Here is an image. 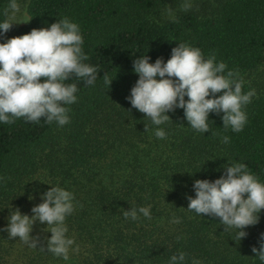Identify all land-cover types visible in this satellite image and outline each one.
<instances>
[{
    "label": "trees",
    "instance_id": "obj_1",
    "mask_svg": "<svg viewBox=\"0 0 264 264\" xmlns=\"http://www.w3.org/2000/svg\"><path fill=\"white\" fill-rule=\"evenodd\" d=\"M8 2L0 0V20ZM185 2L28 1L32 18L8 38L67 17L80 26L85 63L99 72L93 86L74 76L66 81L78 88L68 124L23 118L0 124V229L14 209L31 215L48 184L59 185L75 197L65 223L79 251H70L68 261L48 252L51 233L37 221L30 233L39 237L36 248L0 230V264H167L179 252L186 264L193 258L261 264L251 249H259L264 209L237 242L218 217L187 210L186 197L195 195L194 180L218 178L228 162L245 163L264 181V0H188L184 10ZM179 42L200 48L205 58L215 54L226 71L239 72L243 91L255 90L241 132L225 130L222 113L209 114V132H196L177 108L168 113L172 121L159 126L167 134L161 140L149 118L130 105L126 97L138 79L133 60L144 54L149 62L166 61ZM105 74L114 76L109 87ZM225 135L228 144L220 141ZM149 205L151 219L125 220L124 210ZM174 217L180 222L173 223Z\"/></svg>",
    "mask_w": 264,
    "mask_h": 264
},
{
    "label": "clouds",
    "instance_id": "obj_2",
    "mask_svg": "<svg viewBox=\"0 0 264 264\" xmlns=\"http://www.w3.org/2000/svg\"><path fill=\"white\" fill-rule=\"evenodd\" d=\"M190 6L186 0L184 10ZM3 15L0 34L8 32L14 22L32 18L18 21V17L26 15L18 0H9ZM168 18H175L170 9ZM83 44L80 26L67 17L0 42V124L14 123L17 118L34 123L43 119L57 126L68 124V106L77 101L78 88L66 81L74 76L93 86L99 72L98 66L85 63L88 56ZM149 61L144 54L133 60L132 71L138 79L126 99L156 126L153 135L157 139H166L165 130L159 126L172 121L168 113L177 108L183 110L188 126L196 132H209L210 113H222L225 130L234 133L243 130L248 120L244 107L251 103L256 92L243 91V80L237 70L226 71V63L217 61L215 54L205 58L200 48L183 42L171 49L166 61L162 57ZM113 77L105 74L104 83L108 87ZM220 141L228 144L230 137L222 136ZM223 167L224 172L216 179L194 180L195 195L186 197V209L199 216L218 217L224 230H233L234 240L239 242L247 236L244 229L258 223L259 213L264 209V181L249 171L245 163L228 162ZM48 185L40 194L42 202L32 206L31 215L16 208L0 230L6 231L9 238H18L28 247L36 248L39 237L30 235L33 224L46 223L51 233L46 250L68 261L70 251H79L78 246L73 247L75 240L67 235L65 223L74 211L75 197L59 185ZM141 215L151 219V206L123 211L125 220L137 221ZM172 222L179 223L180 219L174 217ZM258 243L259 249L253 246L251 250L264 264V232L260 233ZM167 264H186L185 253L171 255ZM191 264L202 262L193 258Z\"/></svg>",
    "mask_w": 264,
    "mask_h": 264
},
{
    "label": "rangeland",
    "instance_id": "obj_3",
    "mask_svg": "<svg viewBox=\"0 0 264 264\" xmlns=\"http://www.w3.org/2000/svg\"><path fill=\"white\" fill-rule=\"evenodd\" d=\"M28 1L29 0H18V2L21 4V7L26 10V15H22V16L18 17V21L19 20H26L28 18V14H27V4H28ZM24 24H26V22H23V21H21V22H14L13 25H12V27L10 28V30L8 32L4 33V36H3L2 40H1V42H3L4 40H6L12 33H14L18 28H20Z\"/></svg>",
    "mask_w": 264,
    "mask_h": 264
}]
</instances>
